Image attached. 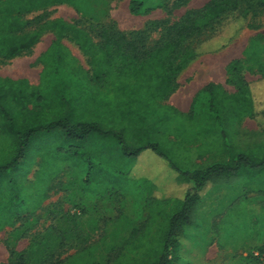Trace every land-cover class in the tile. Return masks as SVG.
<instances>
[{
	"label": "rangeland",
	"instance_id": "374dc122",
	"mask_svg": "<svg viewBox=\"0 0 264 264\" xmlns=\"http://www.w3.org/2000/svg\"><path fill=\"white\" fill-rule=\"evenodd\" d=\"M143 1L150 11L138 16L130 13V0H79L76 5L48 7L25 18L35 20V26L62 18L100 43L104 27L130 36L148 22H175L209 0ZM258 35L264 36V9L252 12L248 22L237 20L224 29L219 42L225 45L205 51L182 70L177 90L160 100L162 106L186 114L194 96L209 83L219 84L228 94L238 92V83H249L255 89L258 112L239 119L236 142H241L245 131H258L264 140V54L259 64L246 62L244 57ZM161 36L160 27L151 33L147 45L155 46ZM56 39L54 32L46 31L29 50L11 59L0 57V76L25 78L38 86L43 70L40 56ZM61 42L77 65L93 77L92 59L72 37ZM237 60L242 62L241 70L232 74L231 63ZM131 119L123 134L120 123L108 130L122 134L119 139L96 136L80 144L71 138L56 139L53 133L31 145L13 171L16 183L11 191L24 197L16 201L14 211L25 212L12 219L13 226L0 231V264H137L136 253L146 249L138 246L141 235L147 233L148 239L154 236L159 242L168 213L173 211L171 201L181 199L190 184L152 151L126 158L123 145L139 148L141 141L156 137L181 169L195 172L218 161L217 144L197 137L192 129H178V121L171 124V118L167 121L170 128L153 136L148 122L143 123L136 113ZM250 150L254 155L263 152L264 146ZM87 174L93 180L90 186L83 182ZM194 219L178 239L174 264H264V171L243 173L231 184L206 186Z\"/></svg>",
	"mask_w": 264,
	"mask_h": 264
},
{
	"label": "trees",
	"instance_id": "16d2710c",
	"mask_svg": "<svg viewBox=\"0 0 264 264\" xmlns=\"http://www.w3.org/2000/svg\"><path fill=\"white\" fill-rule=\"evenodd\" d=\"M78 1L0 0V57L11 59L29 50L46 31L54 32L57 38L40 56L43 70L38 86L25 78L0 76V231L13 226L12 219L25 212L14 211L16 201L24 197L11 193L16 183L13 171L43 135L56 133V139L71 138L78 143L105 135L119 139L136 113L143 123L148 122L149 135L153 136L156 134L153 132L165 133L171 118V124L178 121V129H192L197 137L215 141L218 161L195 172L183 170L156 137L141 141L139 148L123 145L122 150L128 159L152 151L168 162L181 181L190 184L181 199L171 201L173 211L168 213L159 242L154 236L148 239L147 233L137 242L138 246L146 247L136 253L137 264H174L178 239L184 228L195 221L200 192L207 184H231L243 173L263 172L264 151L250 155V149L264 146V140L258 131H245L241 142H236L239 119L243 114L258 112L255 89L249 83H238L236 94H228L219 84L209 83L194 96L186 114L172 106H162L160 100L168 99L177 90L179 73L193 60L207 50L225 45L219 42L224 29L229 30L237 20L248 22L252 12L264 9V0H209L175 22H148L144 29L130 36L104 27L100 30V43L62 18L36 26L35 20L25 18L34 11L62 4L76 5ZM129 11L138 16L150 9H145L143 0H130ZM160 27L162 36L150 48L147 41ZM66 36H71L92 59L93 77L77 65L61 42ZM263 54L264 36L258 35L245 49L244 57L246 62L259 64ZM241 66V61H233L231 73H239ZM114 123L121 124L122 134L108 131L117 128ZM83 182L93 184L91 174Z\"/></svg>",
	"mask_w": 264,
	"mask_h": 264
},
{
	"label": "crops",
	"instance_id": "0c3cea01",
	"mask_svg": "<svg viewBox=\"0 0 264 264\" xmlns=\"http://www.w3.org/2000/svg\"><path fill=\"white\" fill-rule=\"evenodd\" d=\"M177 101H178V99H177ZM178 103H179V102H178ZM179 105H180V106H179L180 108H183L182 106H183L184 104H180V103H179ZM210 185L213 186V184H210ZM206 186H209V184H207ZM206 186H205V187H206Z\"/></svg>",
	"mask_w": 264,
	"mask_h": 264
},
{
	"label": "built area",
	"instance_id": "2783aa9c",
	"mask_svg": "<svg viewBox=\"0 0 264 264\" xmlns=\"http://www.w3.org/2000/svg\"><path fill=\"white\" fill-rule=\"evenodd\" d=\"M256 256L259 257V256H260L259 253H256ZM263 257H264V256H263Z\"/></svg>",
	"mask_w": 264,
	"mask_h": 264
}]
</instances>
